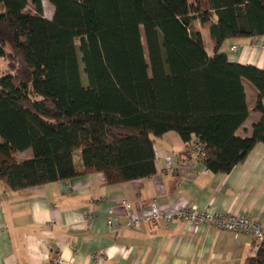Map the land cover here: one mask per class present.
I'll return each instance as SVG.
<instances>
[{
  "label": "trees",
  "instance_id": "1",
  "mask_svg": "<svg viewBox=\"0 0 264 264\" xmlns=\"http://www.w3.org/2000/svg\"><path fill=\"white\" fill-rule=\"evenodd\" d=\"M49 2L52 19L42 0L34 9L0 0V56L9 63L0 78V185L151 178L155 138L169 132L185 144L196 137L206 151L199 161L214 174L231 173L264 143V70L222 50L228 40L264 37V0H206V9L202 0ZM245 81L261 119L241 137ZM245 264H264V242Z\"/></svg>",
  "mask_w": 264,
  "mask_h": 264
},
{
  "label": "crops",
  "instance_id": "2",
  "mask_svg": "<svg viewBox=\"0 0 264 264\" xmlns=\"http://www.w3.org/2000/svg\"><path fill=\"white\" fill-rule=\"evenodd\" d=\"M208 39L212 49L209 35ZM224 45H229L225 52L232 62L264 70V37L228 40ZM233 46L238 50L232 51ZM244 84L250 116L238 131L241 137L250 136L261 119L254 111L258 92L248 81ZM155 149L157 173L147 179L112 185L103 173H93L25 190H11L2 183L0 264H51L58 253L67 264H92L97 253L100 264H245L255 254L251 235L207 225L191 231L180 220L138 228L128 222L148 213L156 202L166 212L196 205L199 210L244 214L264 223V143L229 174H214L202 161L191 159L176 132L155 138ZM18 154L19 161L32 156L30 151ZM76 157L81 169L80 155ZM109 218L120 226L110 228Z\"/></svg>",
  "mask_w": 264,
  "mask_h": 264
},
{
  "label": "built area",
  "instance_id": "3",
  "mask_svg": "<svg viewBox=\"0 0 264 264\" xmlns=\"http://www.w3.org/2000/svg\"><path fill=\"white\" fill-rule=\"evenodd\" d=\"M232 51H237L238 47L233 46ZM187 154L193 160L199 161L206 157V151L200 141L193 137L192 140L185 144ZM172 171V168H169ZM127 209L131 204L127 201L122 202ZM91 217L89 214H86ZM185 221L189 225L191 231H196L202 226L217 227L223 231L234 233L236 235L247 234L251 235L255 241V253L264 242V223L251 218L244 214H226L222 212L212 211L211 209L199 210L196 205L183 206L175 211H163L154 202L148 213L142 217H134L128 222L131 228H138L143 224L156 225L159 222L171 223L174 221ZM107 224L110 228L115 229L120 226V222L114 218H109ZM100 254L93 256L92 264H100ZM51 264H67L61 254H56Z\"/></svg>",
  "mask_w": 264,
  "mask_h": 264
},
{
  "label": "rangeland",
  "instance_id": "4",
  "mask_svg": "<svg viewBox=\"0 0 264 264\" xmlns=\"http://www.w3.org/2000/svg\"><path fill=\"white\" fill-rule=\"evenodd\" d=\"M42 1H43V6H44V16L46 18H48V19H52L53 18V14H54L53 5L49 2V0H42ZM207 6H208V4L206 3V0H202V8L206 9ZM30 8L34 9V6L32 4V0H30ZM202 32H204V33H202V35L204 34L205 44H206L208 50L210 51L211 49H210V46H209V39H208L209 33L207 34L206 31H202ZM222 50L223 51H228V53H229V45H227V46L224 45L222 47ZM8 69H9L8 61L5 60L2 56H0V78L7 73ZM83 80H85L84 79V74H83ZM84 83H86V80H85ZM30 152H32V151H30ZM21 156H22V154H18V157H21ZM76 163H77V165H80L79 160H78L77 157H76ZM1 185H4V184H1Z\"/></svg>",
  "mask_w": 264,
  "mask_h": 264
}]
</instances>
